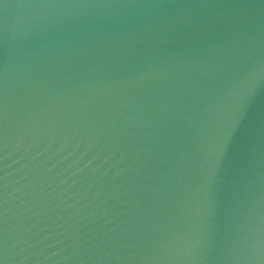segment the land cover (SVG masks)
I'll return each instance as SVG.
<instances>
[{"label": "water", "instance_id": "water-1", "mask_svg": "<svg viewBox=\"0 0 264 264\" xmlns=\"http://www.w3.org/2000/svg\"><path fill=\"white\" fill-rule=\"evenodd\" d=\"M3 264H264V0H0Z\"/></svg>", "mask_w": 264, "mask_h": 264}, {"label": "snow or ice", "instance_id": "snow-or-ice-1", "mask_svg": "<svg viewBox=\"0 0 264 264\" xmlns=\"http://www.w3.org/2000/svg\"><path fill=\"white\" fill-rule=\"evenodd\" d=\"M0 264H3V262H2V261H0Z\"/></svg>", "mask_w": 264, "mask_h": 264}]
</instances>
